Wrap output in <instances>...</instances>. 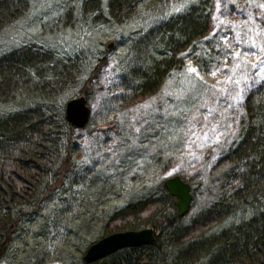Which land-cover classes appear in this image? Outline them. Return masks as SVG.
Returning <instances> with one entry per match:
<instances>
[{
  "label": "rangeland",
  "instance_id": "obj_1",
  "mask_svg": "<svg viewBox=\"0 0 264 264\" xmlns=\"http://www.w3.org/2000/svg\"><path fill=\"white\" fill-rule=\"evenodd\" d=\"M88 1L27 0L22 16L0 31V55L33 44L51 50L56 62H74L78 76L59 91L62 102L78 93L86 73L105 55L98 78L89 84L88 125L74 131V165L68 178L79 182L73 184L79 197L101 184L109 189L84 206L89 216L93 209L111 214L130 203L157 197L166 177L180 175L191 184V206L181 216L182 224L189 225L218 200L228 183V164L222 166L220 160L239 140L245 98L264 83V0H213L208 40L215 51L210 65L200 69L186 51L183 68L172 72L156 92L127 101V96L118 94L123 92L121 70L133 55L130 40L165 12L180 11L188 2L174 1L165 10L145 11L126 23L114 24L109 22L106 0H96L99 10L86 13L83 6ZM94 178H98L96 184ZM54 202H42L44 210L29 226L36 233L41 230L35 240L27 239L34 256L26 258L24 245H16L17 250L0 264H74L76 244L84 239L77 251L83 254L84 242L102 235L99 222L90 234L71 237L73 223L66 221V214H58L56 223L52 221L55 212L49 216ZM247 216L241 210L210 232L217 233Z\"/></svg>",
  "mask_w": 264,
  "mask_h": 264
},
{
  "label": "trees",
  "instance_id": "obj_2",
  "mask_svg": "<svg viewBox=\"0 0 264 264\" xmlns=\"http://www.w3.org/2000/svg\"><path fill=\"white\" fill-rule=\"evenodd\" d=\"M174 1L179 0H106L104 6L110 23L123 24L142 12L165 10ZM185 1L182 10L165 12L130 40L133 55L121 70L123 92L118 94L127 96L125 101L156 92L172 72L183 68L186 51L200 69L212 62L215 47L208 39L213 28V0ZM86 3V13L99 10L96 0ZM26 9L27 0H0V31ZM106 60L105 55L97 59L78 93L69 98H88L89 84L98 78ZM77 70L74 62H56L51 50L33 44L0 55V108L9 107L6 112L0 110V262L21 244L28 251L26 258L34 256L27 239L35 240L41 230L36 233L29 226L44 210L42 202L56 200L49 216L55 212L52 221L56 223L58 214H66V221L73 223L71 237L90 234L99 222L103 233L98 238L143 226L156 232L150 244L122 248L91 263L83 260V254L96 239L84 242L83 254L78 255L84 239L80 240L74 264H264V83L245 98L239 140L220 160L222 166L228 164V183L207 211L183 225L164 180L157 197L130 203L111 214L93 209L88 216L87 202L106 195L109 189L101 184L98 190L79 197L73 186L77 182L69 180L76 127L65 117L59 91L78 76ZM77 207L74 215H68ZM241 210L248 216L217 233L210 232Z\"/></svg>",
  "mask_w": 264,
  "mask_h": 264
},
{
  "label": "water",
  "instance_id": "obj_3",
  "mask_svg": "<svg viewBox=\"0 0 264 264\" xmlns=\"http://www.w3.org/2000/svg\"><path fill=\"white\" fill-rule=\"evenodd\" d=\"M111 46L109 43L108 47ZM67 121L76 128L83 127L90 116V107L84 95L69 98L64 104ZM167 192L175 197L177 215L183 216L190 208L192 201L191 184L180 175H171L164 179ZM156 232L152 227L143 226L136 229L114 231L93 241L85 249L83 260L86 263L97 261L122 248L137 247L154 241Z\"/></svg>",
  "mask_w": 264,
  "mask_h": 264
},
{
  "label": "snow or ice",
  "instance_id": "obj_4",
  "mask_svg": "<svg viewBox=\"0 0 264 264\" xmlns=\"http://www.w3.org/2000/svg\"><path fill=\"white\" fill-rule=\"evenodd\" d=\"M193 71H195V70L193 69Z\"/></svg>",
  "mask_w": 264,
  "mask_h": 264
}]
</instances>
